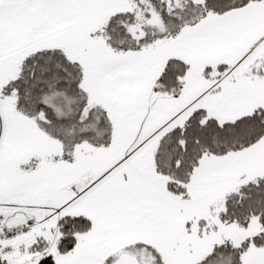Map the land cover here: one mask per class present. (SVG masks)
Returning <instances> with one entry per match:
<instances>
[{"label":"rangeland","instance_id":"1","mask_svg":"<svg viewBox=\"0 0 264 264\" xmlns=\"http://www.w3.org/2000/svg\"><path fill=\"white\" fill-rule=\"evenodd\" d=\"M72 1L80 22L66 30L58 37V41L64 46L62 49L66 54L80 63L86 77L81 82L84 89L87 86L89 68L94 60L96 63L106 61L107 57L117 55L116 51L120 54L149 55L150 59L164 61L167 42L156 37V34L164 30H174L165 22L164 17L167 21L190 22L202 12L191 0H172L163 9L161 0ZM192 1L197 3L201 0ZM125 2L126 6L123 4ZM112 4L125 8L122 12H126L132 19L127 17L123 20L117 12L110 11ZM114 14L116 24L108 23ZM106 37L111 42L114 41L113 46L108 45ZM250 41L248 40L242 49H237L238 51L220 54L197 66H201L199 73L209 79V85L194 109L202 107L208 116L214 117L218 122L234 121L258 107L264 109V37L258 38L256 45L252 47ZM18 67L19 65L16 68ZM197 67L188 70L193 85L191 97L202 90L196 84ZM4 97L6 96L1 95L2 99ZM1 98L0 210L10 213L8 219L11 221L28 216L40 221L47 217L42 236H45L49 243L48 252L54 253L52 243L56 236L55 221L57 216L62 214V208L69 197L92 183L102 173L122 163L124 172L138 185L159 184L167 179L155 172L154 158L148 155L155 141L147 140L138 146L136 144L133 149L135 154L130 159H121L123 154L119 149L123 146L126 149L137 136L130 138V142L127 140L124 145L111 143V140L123 138L117 128L114 131L111 128L109 140L103 146L94 147L83 142L73 147L72 154L67 150L64 152V156H70V160H61L62 144L47 135L40 142L39 134L43 132L37 126L36 118L25 116L36 126L31 129L19 121V115H24L21 111L23 108L17 104V94L7 99L9 102L12 99L16 102L12 113H7ZM97 98L98 95H86L87 104L83 107L81 120L87 119L89 111L97 105ZM44 101L55 110L60 109L55 105L52 96L46 97ZM110 114L116 120L110 127L120 125V113L117 112L116 116ZM106 115L110 121L111 116L107 112ZM120 132L124 133L125 130L120 129ZM126 151L128 152V149ZM129 161L139 166L136 171L126 168ZM198 166V176L191 177L187 190L188 198L183 200L182 196L173 195L177 208L189 223L193 237L190 242L156 244L152 247L140 243L106 248L91 246L90 252H86L87 257L79 251L87 236L79 234L71 264H112L125 253L136 257L139 264H197L215 246L228 244L239 247L247 239H251L260 227L256 218H251L247 226L242 227L236 223L224 222L219 213L223 210L228 195L264 177V138L256 144L225 154L206 153ZM202 184L204 187L199 191L198 187ZM36 240L38 238L35 231L25 239L19 240L10 264H33L37 257L34 254L35 249L31 246ZM37 243L40 244L39 241ZM257 247L259 246L249 244L247 250L245 248L241 252L240 259L249 258L257 251ZM67 255L54 256L55 261L60 264Z\"/></svg>","mask_w":264,"mask_h":264},{"label":"crops","instance_id":"2","mask_svg":"<svg viewBox=\"0 0 264 264\" xmlns=\"http://www.w3.org/2000/svg\"><path fill=\"white\" fill-rule=\"evenodd\" d=\"M263 1L249 3L223 15H211L203 24L184 30L167 42L164 61L137 53L107 57L106 61L99 63L94 60L89 68L84 92L88 96L98 95L95 103L101 105L109 116L110 113L114 116L117 112L120 113V125H112L111 128L113 131L117 128L123 138L111 140V143L124 145L127 140L137 136L126 147L128 152L124 149L125 146L119 149L123 154L122 160L124 157L130 159L135 154L133 149L136 144L138 146L147 140L155 141L148 152L149 157L151 155L154 158L160 137L171 128L183 125L190 114L198 109H194V106L198 105L209 85V79L199 73V64L220 54L238 51L248 40L252 43L250 47L255 46L257 39L264 37ZM72 2L0 0V98L1 95L6 96L1 98V102L7 113H12L13 105H16L13 99L11 102L7 100L17 94L16 90L9 89V83L20 70L23 54L46 42L62 44L58 37L80 22ZM170 57L188 63L190 70L197 67L196 84L202 90L194 97H191L193 85L190 72L174 81L177 87L175 91L168 84L156 83L158 72ZM18 118L28 128H36L25 116L19 115ZM36 120L47 121L42 111ZM113 121H116L115 117L111 116V124ZM120 129L125 132H120ZM36 131L39 132L37 129ZM39 136L41 142L46 134L43 132ZM110 153L112 154V150ZM121 164L102 173L92 183L70 196L62 208V213L84 215L90 220L91 230L85 234L87 239L80 247V253L87 256L86 252H90L91 246L106 248L140 243L152 247L156 244L190 242L193 237L189 223L173 200L175 194L166 189V181L138 185L127 176ZM198 165L191 176L193 178L198 176ZM126 166L133 171L139 167L135 162ZM190 182L191 178L186 185L187 190ZM203 187V184L200 185L199 191ZM187 196L181 198L185 200ZM5 214L10 215L8 212ZM46 219L47 217L36 220L33 229L36 237L43 235ZM259 230L260 227L257 232ZM73 250L54 256L68 254L60 264H71ZM55 264L58 263L55 261ZM240 264H264V245L257 247V251L249 258L240 259Z\"/></svg>","mask_w":264,"mask_h":264},{"label":"trees","instance_id":"3","mask_svg":"<svg viewBox=\"0 0 264 264\" xmlns=\"http://www.w3.org/2000/svg\"><path fill=\"white\" fill-rule=\"evenodd\" d=\"M171 1L161 0V8L168 6L167 3ZM258 1L260 0H201L196 3L191 0L202 12L190 22L167 21L164 17L165 22L174 30L158 32L156 37L163 38L165 43L169 42L168 39H174L184 30L203 24L211 15H223ZM123 4L127 5L126 2ZM109 10L117 12L123 20L129 17L126 12H122L125 8H120L118 4H112ZM116 14L111 16L108 23L116 24ZM117 23L123 24L121 21ZM106 41L109 46H113L114 41L111 42L108 37ZM62 48L64 49L59 43L46 42L26 51L21 58L20 70L9 83V88L16 90L18 105L23 108L21 111L24 116L35 119L42 111L47 121L36 120L37 126L47 136L62 144L61 160H70V156L65 157L64 152L67 150L72 154L75 145L85 142L97 147L108 142L111 122L107 119L106 110L99 104L89 111L87 119H80L83 107L87 104L86 93L81 84L84 79L81 65ZM116 54L123 55L119 51ZM189 68L188 63L170 57L158 72L156 83L168 84L175 91L176 79L184 76ZM48 96L53 97L55 105L60 108L58 111L44 101ZM263 138L264 109L261 107L231 122H218L214 117L208 116L204 109H197L183 125L171 128L160 137L154 153L155 171L167 178L165 186L170 193L187 196L186 185L204 154H225L256 144ZM219 215L224 222L236 223L242 227H246L251 218H256L260 230L239 247L228 244L215 246L197 264H240V254L249 244L264 245V177L228 195ZM54 227V253L48 252L46 237L37 236L38 240L31 246L37 257L33 264H55L54 254L71 252L76 246L77 235L89 233L91 223L84 215L65 212L57 217Z\"/></svg>","mask_w":264,"mask_h":264},{"label":"built area","instance_id":"4","mask_svg":"<svg viewBox=\"0 0 264 264\" xmlns=\"http://www.w3.org/2000/svg\"><path fill=\"white\" fill-rule=\"evenodd\" d=\"M35 224L33 217L11 221L0 211V264H10L17 242L28 237Z\"/></svg>","mask_w":264,"mask_h":264},{"label":"water","instance_id":"5","mask_svg":"<svg viewBox=\"0 0 264 264\" xmlns=\"http://www.w3.org/2000/svg\"><path fill=\"white\" fill-rule=\"evenodd\" d=\"M112 264H139L136 257L130 254H122Z\"/></svg>","mask_w":264,"mask_h":264}]
</instances>
